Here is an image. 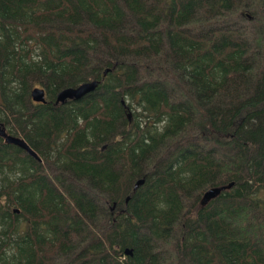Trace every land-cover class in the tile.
<instances>
[{
	"label": "trees",
	"instance_id": "obj_1",
	"mask_svg": "<svg viewBox=\"0 0 264 264\" xmlns=\"http://www.w3.org/2000/svg\"><path fill=\"white\" fill-rule=\"evenodd\" d=\"M263 7L0 0V264H264Z\"/></svg>",
	"mask_w": 264,
	"mask_h": 264
},
{
	"label": "water",
	"instance_id": "obj_2",
	"mask_svg": "<svg viewBox=\"0 0 264 264\" xmlns=\"http://www.w3.org/2000/svg\"><path fill=\"white\" fill-rule=\"evenodd\" d=\"M264 12V7H263ZM106 71L103 70V73ZM97 84V80L95 78L80 81L79 83L72 85V86H65L57 90L54 98V102H63L69 98H79L80 96L84 95L85 93L91 91ZM30 98L34 101H41L44 102V89L42 86L34 85L30 89ZM0 134L3 136L4 140L7 142L14 143L21 148H23L26 152L33 156H37L36 152L29 146V144L25 141V139L19 135H14L7 133L4 128L0 125ZM143 181V177L137 178L133 183V188H135L138 184ZM232 181H228L224 184L219 185H211L205 188L202 192L201 198L202 200H207L214 197L221 189L227 188L232 185ZM113 205V204H112ZM112 207V206H111ZM125 252H129V248H124Z\"/></svg>",
	"mask_w": 264,
	"mask_h": 264
}]
</instances>
